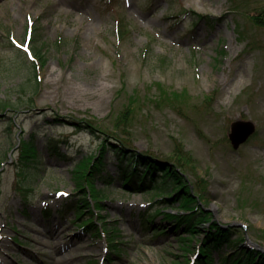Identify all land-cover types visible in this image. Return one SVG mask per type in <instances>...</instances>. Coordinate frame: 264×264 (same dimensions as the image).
<instances>
[{"label":"rangeland","instance_id":"obj_1","mask_svg":"<svg viewBox=\"0 0 264 264\" xmlns=\"http://www.w3.org/2000/svg\"><path fill=\"white\" fill-rule=\"evenodd\" d=\"M262 12L264 0H0V99L15 106L0 111V264H199L174 222L142 226L154 199L118 187L109 151L100 215L117 247L62 208L82 195L74 164L104 138L177 166L214 222L264 248V27L249 18ZM239 120L256 130L233 150ZM32 138L37 163L17 176V146ZM231 252L214 250L212 264Z\"/></svg>","mask_w":264,"mask_h":264},{"label":"trees","instance_id":"obj_2","mask_svg":"<svg viewBox=\"0 0 264 264\" xmlns=\"http://www.w3.org/2000/svg\"><path fill=\"white\" fill-rule=\"evenodd\" d=\"M206 18L207 16L200 15L199 20ZM249 18L254 27H264V12L253 14ZM119 30L121 34L122 25ZM239 35H244L241 29ZM34 51L39 59L44 62L41 49L34 48ZM223 52V49L220 48L219 53L223 54ZM21 91L24 92V89H21ZM181 97L183 96L178 94H172V97L167 95L166 101L170 103L172 100H178ZM14 108L13 101L0 99V111L13 110ZM76 125L79 131L87 130L93 133V130H96L87 121H81ZM108 143L110 141L106 138L100 140L97 152L88 154L74 164L73 173L75 175L76 191H79L82 195L78 202H66L64 207L74 212L75 223L78 224L79 228L91 232L97 231L96 233L99 235L104 234L110 246L109 248L117 247L112 243V237L114 238V236L111 235L112 231L107 227L108 223L100 215L104 207L103 201L107 198L106 190L113 182V178L106 168L108 161L105 159V154L109 151L114 155L118 167L117 175L120 177L121 189L150 193L153 194L152 196L157 197L153 200V213L142 223V226H146L145 229H149V225L158 215L162 216L164 221L174 222L173 233H177V240L184 245L185 251H190L193 247L191 242L188 243L189 240L197 242L196 254L200 259L199 264H212V252L224 246L229 247L232 252L229 257L223 259L221 264H264L263 252L250 248L246 244L242 246L245 238L239 235L233 227L222 228L212 220V214L202 207V205H206V200L197 195L198 193L195 191H191L184 175L179 172L177 166L128 150L127 145L123 142ZM18 149L20 167L17 176L24 177L28 168L34 167L37 163L38 154L33 138L27 141L21 140ZM97 179L104 183V186L100 189L95 185ZM175 202H178V207L173 206ZM157 205L161 206L157 207ZM162 207L176 208L177 212H168L161 209ZM94 209H98L96 215L98 222L93 221L94 217L91 210L94 211ZM204 224L208 226L201 227ZM96 226H99V230H96ZM152 234L153 236L165 235L167 231L166 229L156 228ZM233 236L237 237L233 239Z\"/></svg>","mask_w":264,"mask_h":264},{"label":"water","instance_id":"obj_3","mask_svg":"<svg viewBox=\"0 0 264 264\" xmlns=\"http://www.w3.org/2000/svg\"><path fill=\"white\" fill-rule=\"evenodd\" d=\"M255 126L250 121H236L231 126L229 140L234 149H237L241 144L254 133Z\"/></svg>","mask_w":264,"mask_h":264},{"label":"bare ground","instance_id":"obj_4","mask_svg":"<svg viewBox=\"0 0 264 264\" xmlns=\"http://www.w3.org/2000/svg\"><path fill=\"white\" fill-rule=\"evenodd\" d=\"M57 228H53V231H56Z\"/></svg>","mask_w":264,"mask_h":264}]
</instances>
